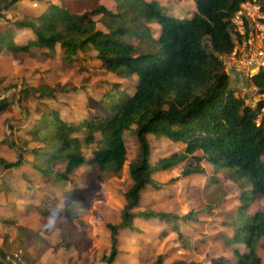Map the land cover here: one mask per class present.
Listing matches in <instances>:
<instances>
[{
	"label": "trees",
	"instance_id": "obj_1",
	"mask_svg": "<svg viewBox=\"0 0 264 264\" xmlns=\"http://www.w3.org/2000/svg\"><path fill=\"white\" fill-rule=\"evenodd\" d=\"M18 1L0 0V49L21 52L39 48L56 54L59 45L64 57L72 61L79 53H94L109 72L124 79L138 76L135 91L124 102L110 97L120 88L113 84L99 99L101 114L79 123L63 119L60 110L47 104L38 106L35 116H30L34 122L31 128L18 130L20 126H11L19 135L23 132L31 136V142L24 146L8 141L12 147L18 146L20 156L26 154L33 159L23 156L17 162H8L0 158L6 168L27 161L34 170L53 177L61 188L86 162L88 153L103 172L120 174L128 164L133 184L124 193L121 221L108 224L111 251L104 259L109 264L118 256L120 231L133 229L136 217L170 223L187 246L189 239L181 232L179 221L194 220L196 212L180 217L150 207L138 210L143 191L150 185L160 187L154 178L156 172L192 158L196 164L188 165L176 180L203 173L201 163L205 161L216 172L223 170L232 180L240 181L250 194L264 195V99L253 106L238 94L243 88H228L231 74L221 59L235 47L233 17L244 2L252 0H194L196 11L185 18L165 13L164 6L155 0H116V11L102 0H61L58 4L49 2L38 15L24 13L21 18H8L6 13ZM258 1L264 10V0ZM153 24L159 27L157 36ZM17 30H30L33 36L26 44H17ZM252 83L264 94V71ZM65 90L63 85L44 81L37 87H25L19 97L0 98V113L13 112L15 101L29 115L24 94L44 99ZM129 132L139 145L136 159L130 163L125 140ZM150 135L166 137L183 150L152 163ZM31 143L37 145L30 147ZM57 162L64 164L63 170L55 169ZM247 209L244 204L234 216L227 215L230 222L226 223L236 233L224 239L238 255L236 264H260L258 247H264V209L255 214ZM237 242H244L248 252L240 253ZM169 264L198 263L178 259Z\"/></svg>",
	"mask_w": 264,
	"mask_h": 264
},
{
	"label": "rangeland",
	"instance_id": "obj_2",
	"mask_svg": "<svg viewBox=\"0 0 264 264\" xmlns=\"http://www.w3.org/2000/svg\"><path fill=\"white\" fill-rule=\"evenodd\" d=\"M60 1L19 0L6 14L10 19L21 18L24 13L38 15L46 10L49 2L58 4ZM106 5L116 9L117 2L107 0ZM32 36L28 30H17L15 41L26 44ZM56 51L53 54L39 48L21 52L6 47L0 49L1 99L19 97L25 87H37L43 81L66 87L64 92H56L54 98L40 99L33 93L24 94L23 101L29 108V115L15 101L13 112L0 113V158L8 162H17L23 156L27 160V155L20 156L18 146L12 147L8 141L14 140L25 146V142H31V136L23 132L19 135L11 126H20L18 130L25 126L31 128L30 124L34 123L31 118L38 106L47 104L60 110L66 120L79 122L85 117L101 114L99 99L113 84L120 88L110 97L120 102L135 90L138 76L124 79L109 72L94 53H79L72 61L64 57L59 45ZM233 87L240 86L230 75L228 88ZM243 87L245 90L238 94L255 106L261 98L253 99L250 88ZM125 140L130 163L139 152L138 140L133 132H129ZM150 140L152 163L162 156L183 150L181 145L166 137L158 139L150 135ZM35 145L31 143L30 147ZM93 158L88 153L85 164L71 174V181L64 188L54 183L53 177L35 171L27 161L12 168L4 167L0 162V264H3L1 261L4 264H109L104 259L111 251L108 224L121 221L124 193L133 181L128 164L120 174L107 173L100 170ZM194 164L196 161L190 158L156 172L154 178L160 187L148 186L139 207V210L150 207L180 217L196 212L194 220L179 221L182 233L190 235L189 239L194 238V243L187 240L188 244L184 246L180 233L171 224L165 225L164 221L149 224L147 218L142 219L146 223L137 220V227L120 231L119 253L112 264H157L159 257V264H169L177 259L199 264L238 262L237 253L224 239V236L236 233L234 227L226 223L230 222L227 215L234 216L244 204L248 205L249 214L263 210L264 195L250 194L240 181L232 180L223 170L216 172L213 165L205 161L201 163L203 173L176 180L188 165ZM54 167L63 170L64 164L57 162ZM213 177L217 180L213 181ZM210 178L212 181H208ZM207 181L210 185L204 190ZM236 246L240 253L248 252L244 242H237ZM140 252L149 257L143 261ZM258 253L260 264H264L261 244Z\"/></svg>",
	"mask_w": 264,
	"mask_h": 264
},
{
	"label": "built area",
	"instance_id": "obj_3",
	"mask_svg": "<svg viewBox=\"0 0 264 264\" xmlns=\"http://www.w3.org/2000/svg\"><path fill=\"white\" fill-rule=\"evenodd\" d=\"M235 47L222 55L226 69L233 78L247 80L253 99H262L264 94L252 83V79L264 71V10L258 0L244 2L232 19ZM243 90L246 87H241Z\"/></svg>",
	"mask_w": 264,
	"mask_h": 264
},
{
	"label": "crops",
	"instance_id": "obj_4",
	"mask_svg": "<svg viewBox=\"0 0 264 264\" xmlns=\"http://www.w3.org/2000/svg\"><path fill=\"white\" fill-rule=\"evenodd\" d=\"M106 1L107 0H102V2L106 5ZM115 2H116V0H114ZM156 2H158L160 5H162V6H164V8H165V13H167V14H170V15H173V16H177V17H181V18H185V17H192L193 15H194V13H195V11H196V3L194 2V0H183L184 2L181 4L180 2H181V0H155ZM116 4V3H115ZM110 10H113V11H116L117 10V5H116V9H112V7H110V6H108V5H106ZM153 28H154V35L155 36H157L158 34H159V27L157 26V25H155V24H153ZM28 31H30V30H28ZM31 38V37H30ZM29 38V39H30ZM28 39V40H29ZM18 44V43H17ZM24 44V43H23ZM23 44H20V45H23ZM101 62V61H100ZM102 63V62H101ZM236 79V78H235ZM238 79H236V81H237ZM239 85V84H238ZM240 86V85H239ZM135 91V90H134ZM56 109V108H55ZM86 116V115H85ZM63 117V116H62ZM89 117V116H88ZM88 117H85V119L86 118H88ZM63 119H65L64 117H63ZM84 119V120H85ZM66 120V119H65ZM67 120H69V119H67ZM83 120V119H82ZM78 122V121H77ZM79 122H81V120L79 121ZM78 122V123H79ZM150 137V136H149ZM27 159L28 160H31V159H33V157L32 156H30V155H28V157H27ZM88 159V156H87V158H86V160ZM29 163V162H28ZM85 164V163H84ZM100 167V166H99ZM36 171V170H35ZM76 171V170H75ZM74 171V172H75ZM208 181H210V180H208ZM208 181H207V184H208ZM206 184V185H207ZM205 185V186H206ZM146 190V189H145ZM144 192V191H143ZM67 199V198H66ZM65 199V200H66ZM139 210V209H138ZM142 219H145V218H142V217H136L135 219H134V227H137V220H140V221H142V223H146L144 220H142ZM156 220H158V221H162L161 219H149V221L148 222H150L149 224H152V221H156ZM153 223H155V222H153ZM181 223V222H180ZM164 224L165 225H168V224H170V223H168V222H166V221H164ZM173 228V227H172ZM179 228H180V230H181V232H182V228H181V226H180V224H179ZM123 231L124 230H130V228H128V229H122ZM166 232V231H165ZM221 233H223V232H221ZM163 234V233H162ZM186 237H188V239L189 238H191L190 237V235H187V234H184ZM231 237V236H230ZM233 237V236H232ZM190 241H191V243H194V238L193 239H189ZM195 243H196V240H195ZM183 245L185 246V244L183 243ZM196 246V245H195ZM140 254H142V256L141 257H144V256H148V255H145V254H143V252H140ZM178 260V259H177ZM143 261H144V259H143ZM185 261H187V260H185ZM187 262H195V261H187ZM197 263V262H196ZM219 263H221V264H225V263H222V262H218L217 264H219ZM199 264V263H198Z\"/></svg>",
	"mask_w": 264,
	"mask_h": 264
},
{
	"label": "water",
	"instance_id": "obj_5",
	"mask_svg": "<svg viewBox=\"0 0 264 264\" xmlns=\"http://www.w3.org/2000/svg\"><path fill=\"white\" fill-rule=\"evenodd\" d=\"M236 83L239 84L240 87H243V85H245V84L247 83V80L245 79V80L242 81L241 78L238 77V80H237ZM244 83H245V84H244Z\"/></svg>",
	"mask_w": 264,
	"mask_h": 264
},
{
	"label": "clouds",
	"instance_id": "obj_6",
	"mask_svg": "<svg viewBox=\"0 0 264 264\" xmlns=\"http://www.w3.org/2000/svg\"><path fill=\"white\" fill-rule=\"evenodd\" d=\"M234 80H235V83H236L237 81H236V79H235V78H234ZM236 84H237V83H236ZM237 85H238V84H237ZM238 86H239V85H238Z\"/></svg>",
	"mask_w": 264,
	"mask_h": 264
}]
</instances>
